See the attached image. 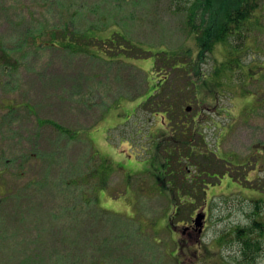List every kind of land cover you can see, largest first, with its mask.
I'll return each mask as SVG.
<instances>
[{"label": "rangeland", "instance_id": "rangeland-1", "mask_svg": "<svg viewBox=\"0 0 264 264\" xmlns=\"http://www.w3.org/2000/svg\"><path fill=\"white\" fill-rule=\"evenodd\" d=\"M191 2L0 0V264H264V0L202 59ZM159 82L185 122L199 115L210 179L174 157L164 170L168 120L142 108ZM188 186L207 213L197 238L174 220Z\"/></svg>", "mask_w": 264, "mask_h": 264}, {"label": "trees", "instance_id": "trees-1", "mask_svg": "<svg viewBox=\"0 0 264 264\" xmlns=\"http://www.w3.org/2000/svg\"><path fill=\"white\" fill-rule=\"evenodd\" d=\"M191 5L188 9V16H187V28L190 30V33H195L196 42L198 45L199 53L198 57L202 59L204 52L210 51V49L213 47L215 43H221L224 44L227 41V38L231 35H235L236 37H242L245 35V22L249 20L253 13L255 12L257 5L259 4L258 0H190ZM207 14V18L204 19V15ZM204 23V24H203ZM202 25H204L202 28ZM2 55L0 57V67L3 68V70L11 69L10 67V61L11 54L9 51H7L5 48L1 49ZM239 52L236 51L235 58H239ZM144 54H149L148 52L142 51ZM166 54V61L169 60V55ZM175 57L171 61V64L168 65L167 69H170L172 71L175 70H183L184 74L186 75L189 73L188 71V64L183 63L180 60L176 61ZM157 60L154 61L153 71L157 67ZM197 61V59H196ZM196 61L193 62V65L190 67L191 71L195 69ZM165 63V62H164ZM233 63L239 66V63L236 59H230L225 64L221 63V67H227L228 70H232L234 67ZM166 69V70H167ZM168 75L164 76L165 82L168 79ZM189 79V78H188ZM163 80V81H164ZM165 82H159L158 86H155V89L152 91V94L148 97V99L142 103V108H147L149 110V114L151 117L154 118V116L160 115L162 118L165 117L168 122H164L163 124L165 126L169 125L168 132H163V134H159L160 131H158L156 138L159 140L158 148L162 144V140H164L165 143L169 144H175L174 149H168L166 147L165 153L166 157H164L166 165H168L164 170L166 172L169 171L171 176H177L178 173H175V171L170 170L169 161L171 158H176L175 161H190L189 164H192V170L190 172H193V174H199V176H203L206 179H210L209 176L212 174H215L209 169L212 165V160L207 158L206 155L208 154V149L205 147L207 143L203 141V145L196 140V136L198 133L197 130H195V127H197V117L199 115H193L192 120L189 122H185L184 119L187 118L189 115L186 114V107L183 108V104L176 105L175 100L170 94V88L166 89ZM227 84L224 82L219 83L218 81H215L213 83L214 91H216L217 88H225ZM173 88H176L179 90L185 89V87L180 86H173ZM196 90V89H195ZM194 90V91H195ZM169 98L166 97V94ZM217 92L214 94L215 100ZM188 115V116H187ZM171 118L169 119V117ZM183 118V120L181 119ZM50 124H52L54 127H56L58 130L65 132V130L58 124L52 121H48ZM189 122V123H188ZM172 123V124H171ZM172 126V127H170ZM199 127V125H198ZM171 130V131H170ZM175 133V134H174ZM201 135V134H200ZM202 136V135H201ZM181 146V147H180ZM156 147V149H157ZM204 147V148H203ZM206 149V151H204ZM212 155V154H211ZM206 158V159H205ZM223 165L225 162L221 160ZM106 161L103 160L101 163H105ZM207 170V171H206ZM100 174V173H99ZM184 174V173H182ZM185 175V174H184ZM185 179H189L186 177ZM193 180V179H191ZM195 182V181H194ZM181 183V180H180ZM192 183V181H190ZM199 183H204V180L198 181ZM187 187V186H185ZM171 188V187H170ZM178 189L183 190V192L180 194V199H184L183 203H180L178 200L179 195L175 194L173 195L174 200V206L176 209V215L178 216L179 221H182L183 219L187 218L186 216L193 212L195 209V200L191 197L190 194H192L193 187L184 188V187H178ZM190 193V194H189ZM204 197L203 200L206 199L205 192L203 193ZM259 199V198H258ZM182 206H184L182 208ZM252 234V233H251ZM250 234V235H251ZM249 235V236H250ZM243 239L249 238L246 237V235L242 236ZM248 241V240H247ZM257 247L259 245V241L254 243Z\"/></svg>", "mask_w": 264, "mask_h": 264}, {"label": "flooded vegetation", "instance_id": "flooded-vegetation-1", "mask_svg": "<svg viewBox=\"0 0 264 264\" xmlns=\"http://www.w3.org/2000/svg\"><path fill=\"white\" fill-rule=\"evenodd\" d=\"M200 211H203L204 212V210H199V211H197V208H195L194 210H193V212L192 213H190V214H188L187 216H186V214H184V216L185 217H187V218H185V219H183L181 222H183V223H185L186 224V226H185V229H184V231H183V234H187L189 237H191V235H192V232L194 231H196V238H197V233L198 234H201L202 232H203V230H204V227L206 226V221H207V217H206V214L207 213H205V218H204V221H203V224H202V226H196L195 225V222H194V217L196 216V214L197 213H199ZM180 217H181V215H180ZM258 247H259V249L261 250V251H263L264 252V240L262 241V243L261 242H259V245H258ZM194 248H189L188 247V245H187V253L190 255V253H191V251L193 250ZM197 250V252H196V254L194 255V257L197 259V257H198V255L199 256H201L200 254H201V252L200 251H198V249H196ZM195 250V251H196ZM204 257V256H203ZM181 262L184 264L185 263V260H179V262L178 263H180L181 264ZM200 262H203L204 264H207L206 263V261H202L201 259L197 262V263H200Z\"/></svg>", "mask_w": 264, "mask_h": 264}, {"label": "water", "instance_id": "water-1", "mask_svg": "<svg viewBox=\"0 0 264 264\" xmlns=\"http://www.w3.org/2000/svg\"><path fill=\"white\" fill-rule=\"evenodd\" d=\"M187 110H189V108H187ZM203 219H204V215H202V214H197V216H196V218H195V220H194V222H195V225L196 226H202V221H203Z\"/></svg>", "mask_w": 264, "mask_h": 264}]
</instances>
